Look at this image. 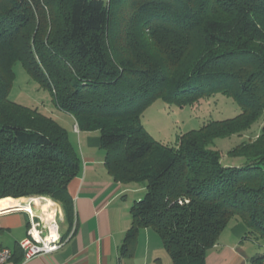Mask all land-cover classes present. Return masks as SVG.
<instances>
[{
    "label": "trees",
    "instance_id": "16d2710c",
    "mask_svg": "<svg viewBox=\"0 0 264 264\" xmlns=\"http://www.w3.org/2000/svg\"><path fill=\"white\" fill-rule=\"evenodd\" d=\"M128 3L133 16L113 31L111 12ZM143 30L163 43V61L145 58ZM16 61L78 131L99 133L115 182L143 185L120 255L129 257L150 229L170 264H206L232 218L241 240L264 246V125L254 142L227 153L243 160L238 166L223 165L212 149L264 115V0H0V199L47 198L71 221L67 187L79 153L60 123L9 100ZM216 93L240 113L174 146L141 124L155 100L184 107ZM249 264H264V255Z\"/></svg>",
    "mask_w": 264,
    "mask_h": 264
},
{
    "label": "crops",
    "instance_id": "0c3cea01",
    "mask_svg": "<svg viewBox=\"0 0 264 264\" xmlns=\"http://www.w3.org/2000/svg\"><path fill=\"white\" fill-rule=\"evenodd\" d=\"M71 119L74 130L76 123ZM67 128L68 134L71 133L72 130ZM73 132L77 137L73 145L80 156V171L67 187L73 207L71 221L65 220L63 209L58 204L61 210L60 235L65 239L64 245L53 254L23 261L17 244L26 237L28 215L24 211L1 212L0 209V249L8 248L13 252L6 264H157L158 239L150 229L138 233L129 257L120 255V247L131 223V204L124 196L133 192V188L115 182L107 173L103 166L104 153L100 149L98 132ZM26 199H15L19 202L15 207L24 206L22 203L25 204ZM37 207L46 211L52 208V204L46 199ZM213 249L217 252L211 256L210 262L206 260V264L211 261V264L238 262L235 245H216Z\"/></svg>",
    "mask_w": 264,
    "mask_h": 264
},
{
    "label": "rangeland",
    "instance_id": "374dc122",
    "mask_svg": "<svg viewBox=\"0 0 264 264\" xmlns=\"http://www.w3.org/2000/svg\"><path fill=\"white\" fill-rule=\"evenodd\" d=\"M132 11L133 9L131 8L130 3H128L120 11L111 12V16L113 14L116 18L112 20V30L114 31L117 27H123L119 22L125 23V25H123L126 27L128 24V20L133 16ZM142 33V43H144L143 40H148V36L151 40H149L147 44H142V47L141 44H139L142 50L145 52V58L163 61L160 59L161 57H163V54L161 52L164 47L163 43H154V41H157V36H153L151 39V34L147 33L145 30H143ZM139 40L141 41V39ZM12 70L14 73V78L8 94L9 100L27 108L37 109L44 115L52 117L67 130V127H69L72 130L70 131L71 133H69V138L72 141V144H74L73 142L76 141L75 138L77 137L76 133L73 132V121L71 117L68 114L60 112L54 107L52 98L48 91L41 88L26 73L25 69L19 61H16L14 63ZM261 86L264 90V83ZM225 96L226 95L216 93L212 98L200 100L194 104L185 105L184 107H176L173 105H168L161 100H155L145 109L140 118V121L147 132L156 141L164 145L174 146L177 137L188 131L199 129L210 120L231 119L239 114L240 108L231 99H228ZM263 125L264 115H262L259 120L251 125L248 130L223 140H215L212 149L219 152V154L221 155L222 164L226 166L240 165L243 162L242 159L229 158L226 156L227 153L240 144H248L254 142L259 137ZM131 187L133 188V192H129L126 194V196H124L129 205H132L133 201L142 199L144 195V188L142 184H130V188ZM237 223V218H232L227 223L225 229L219 236L217 245L219 247H222L224 245H235L237 253L239 255V259H237L239 263L235 261L232 264H235L236 262L238 264H249V259L251 257H254L257 254L264 255L263 242L260 239L241 240V237L244 236L243 232H237L234 229ZM156 236L158 239V248L156 250V259L158 262L157 264H170V258L165 252L159 236ZM215 252L217 251H215L214 249L207 252V262H210L211 256H215Z\"/></svg>",
    "mask_w": 264,
    "mask_h": 264
},
{
    "label": "built area",
    "instance_id": "2783aa9c",
    "mask_svg": "<svg viewBox=\"0 0 264 264\" xmlns=\"http://www.w3.org/2000/svg\"><path fill=\"white\" fill-rule=\"evenodd\" d=\"M77 132V125L74 126ZM47 198L29 197L26 199L28 208L23 207V211L28 215L29 226L26 237L18 242L17 247L23 255V261L31 260L38 256L50 255L57 252L65 243V239L60 235L61 210L59 205L49 200L52 208L42 210L37 207ZM13 256L12 250L8 248L0 249V264L8 263Z\"/></svg>",
    "mask_w": 264,
    "mask_h": 264
},
{
    "label": "bare ground",
    "instance_id": "6f19581e",
    "mask_svg": "<svg viewBox=\"0 0 264 264\" xmlns=\"http://www.w3.org/2000/svg\"><path fill=\"white\" fill-rule=\"evenodd\" d=\"M19 202H17L15 199L13 198H4V199H1L0 200V209H1V212L2 211H5L7 209H10V208H14L15 206H17ZM28 208V206L24 205V208Z\"/></svg>",
    "mask_w": 264,
    "mask_h": 264
},
{
    "label": "water",
    "instance_id": "95a60500",
    "mask_svg": "<svg viewBox=\"0 0 264 264\" xmlns=\"http://www.w3.org/2000/svg\"><path fill=\"white\" fill-rule=\"evenodd\" d=\"M7 210H16V211H20V212H22V211H23V207H22V206H19V207H15V208L7 209ZM7 210H5V211H7Z\"/></svg>",
    "mask_w": 264,
    "mask_h": 264
}]
</instances>
